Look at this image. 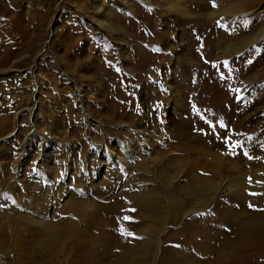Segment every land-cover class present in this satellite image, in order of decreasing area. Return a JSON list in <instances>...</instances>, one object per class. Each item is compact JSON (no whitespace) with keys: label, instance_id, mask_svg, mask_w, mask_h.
<instances>
[{"label":"rangeland","instance_id":"1","mask_svg":"<svg viewBox=\"0 0 264 264\" xmlns=\"http://www.w3.org/2000/svg\"><path fill=\"white\" fill-rule=\"evenodd\" d=\"M210 1L216 4L213 10L218 8V0H188L189 19ZM123 3L0 0V200L6 201L0 203V231L12 250L7 261L140 264L144 249L153 250L158 241V264H264V195L256 197V209L236 203L220 186L206 201L199 202L197 196L206 179L226 185L238 180L235 171L218 172L219 164L206 155L224 154L209 137L214 130L234 133L241 119L255 111L252 122L240 128L246 133L264 130V38L229 57L222 53L218 58L211 45L230 38L222 45L230 50L234 39L263 27L264 0L246 1L241 14L216 26L181 21L193 49L206 54L188 53L175 62L187 77L175 88L179 117L165 87L171 80V53L183 50L178 28L157 0ZM108 7L118 35L97 24ZM168 22L171 39L165 46ZM152 71L160 86L147 93ZM117 140L148 145L146 167L157 169L154 161L160 159L164 164L156 175L161 181L154 183L151 176L154 181L144 183L141 170L135 169L121 171L128 183L122 185L117 168L103 166L101 150H115ZM22 158L28 162L18 170ZM241 159L243 176L257 174V183L264 182V156L249 163ZM176 174L178 180L166 187V177ZM88 176L96 192L80 225L72 211L87 197ZM143 188L157 190L166 204V212L159 215L165 229L155 225L156 235L144 231L155 221L146 220L131 199ZM9 192L13 197L5 198ZM20 201L49 213L43 219L46 230L14 214V202ZM205 205L202 212L194 210ZM105 207L116 218L106 227L99 222V217L107 218ZM75 221L77 230H70ZM190 225L193 236H180ZM51 228L64 233L63 248L49 240ZM252 235L261 244L257 249L248 247Z\"/></svg>","mask_w":264,"mask_h":264},{"label":"bare ground","instance_id":"2","mask_svg":"<svg viewBox=\"0 0 264 264\" xmlns=\"http://www.w3.org/2000/svg\"><path fill=\"white\" fill-rule=\"evenodd\" d=\"M147 1L149 3H152V0H147ZM246 1H248V0H218V2H219L217 5L218 8H216L215 10H213V3H211V1H210V2H208L207 6L205 4L200 5L201 6L200 8H202L203 12H199L198 14H196V16L193 19H189L192 16V14H191V12H189L188 9H186L188 0H157L156 4L158 5V7L161 10H163L164 12H166V14L168 16L172 17L173 21L171 22L172 23L171 25L173 26V24H175V27H173V28L176 29V26H177V28H178L177 36L179 38L178 42L183 48V50H176V48H175L173 50V53H171L172 55L170 56V61L168 62V64H169L168 68L170 69L171 80L170 81L168 80V82H166V86L164 85L166 87V90L168 88V92H169L168 100L170 101L171 105L173 106L172 107L173 111L176 113L177 117L180 116L181 107L179 108V106L177 104L178 100H177V97L175 94V91L177 89L175 90V88H178V86L181 83H185L187 80V77L183 73L181 74L179 72L178 68L176 67L177 64L175 65V62L179 59L182 60L183 59L182 56H188V53L189 54H196L198 56H203L204 54H206L205 51L200 50V48L196 49V50L193 49L194 46L191 45V40L187 36V31L185 30V26H184V24L181 25V23L184 22L183 20L188 19L189 21H192L195 24L194 26H196V25L204 26L206 24H210L213 26L218 21H221V20L223 21V20L227 19V17L237 16L238 14H241L245 10V2ZM117 2L120 5L124 2V0H117ZM123 4H125V3H123ZM97 10L101 11L99 9V7ZM199 10H201V9H199ZM112 16H114V13L112 12V9H110L108 7L104 13V16L102 17V20H97V24L102 26V28L104 27V29H106L108 31H112L115 35H118L120 32H119V29L116 28L114 23L112 22ZM181 21H183V22H181ZM169 26H170V22L166 23L165 29H167L168 31L165 33L166 34L165 35L166 37L164 40L165 46H167L168 44L170 45V39L171 38L169 37V31L171 28ZM182 26H184V27H182ZM263 38H264V26L259 28L256 31H254V33H252L251 35H249L245 39H241V40L238 38L234 39L235 42L233 43V47L230 50H228V49L223 50L224 48L222 46L224 41L225 42L227 41L229 43V41L232 40L230 38L225 37L223 39V41L221 39L219 41L216 40L217 42L215 44H211V45H215L214 49H215L216 53H219L216 55L218 58H220V55H222V53H223L222 57H229V56H234V55H240L243 51L248 49L252 44L262 40ZM190 45H191V47H190ZM227 48H229V47H227ZM127 58H128V56H127ZM192 67H189V68H192ZM156 74H157L156 71L151 72V78H152L151 83L152 84H151V86L146 88L145 92L147 91V93H150L152 88H154V87L158 88V86H160V84H158L156 82V76H157ZM175 81H178V82L175 83ZM254 115H257L256 111L250 113L245 119H241V122L237 126V130L234 133H231V134L229 133V135H228L225 131L223 132L220 128H218V129L214 130L211 133V135L209 136L212 139H215L214 145L217 144V145H220L219 146L220 148L221 147L224 148V151H223L224 154L222 153L223 155L219 158L217 155H213L214 153L213 154H209L208 152L206 153V155L211 157V159H212L211 162H216L219 164L220 169L218 167V169H219L218 172H220L221 169H223L225 174L226 173L230 174L231 172L235 171V172H237V174L239 176H238V180L236 183H232L230 181L231 183L229 182V183H227V185H226V183L223 184V181H221L219 183V182H215L212 180L209 181L208 179H206L203 182L202 189L197 194L199 202L204 201V200L205 201L208 200L213 193L221 190V189H219V186H220V187L226 189V193L231 195L233 200L236 201V203L237 202H239V204L240 203L241 204H244V203L248 204L249 203L248 205L250 207L252 206L253 209H256L259 206V204L256 202V197H258L260 195L261 196L264 195V182H258L257 183V181H256V180H258L257 174L251 175L248 178L245 175L243 176L241 171L244 170L243 169L244 166H242L241 165L242 163L240 162V160H242L241 159L242 157L247 158L246 159L247 163H249L248 161H251V160L254 161L257 158L264 156V152H262V151H264V130L257 132V133H255L256 131L255 132L254 131H248L246 133V130L242 129V127L240 128L241 125L245 126V123H247V126H248V123L252 122V117ZM139 133H141V132H139ZM145 137H147V136H145ZM218 137L222 138L221 143H219L220 139H218ZM148 140H149V138H148ZM115 145H117V147H115L116 149L113 151L110 150L106 146H102L101 150H102V157L104 160L103 163H105L103 166H106L109 164V166L117 168V170L119 171L118 175H119V178L121 180L120 182H122V185H124V183L126 181V178H125L126 174H123L121 171H126L127 173L129 172V174H130L135 169L141 170L142 180L144 183H146V182L150 183V181L153 182L154 180L151 178V176H154L156 178L154 183L156 181H161L158 178V176L156 175L157 174L156 172L159 171V167H161L164 164V163H162V161H160V159H156L154 161L155 164L153 167L157 168V169L154 170L152 168V170H150V168L146 167V165H147L146 164V160H147L146 156L150 154V152H149L150 147L148 145L145 148H143L139 144L132 143L130 146L128 140L123 141V142L121 140L120 141L117 140L115 142ZM232 145H238V146L233 148ZM22 160H24V159L23 158L20 159L21 163H18V164L16 163L18 170H20V168L28 162L26 160L25 161H22ZM173 162H175L174 159H173ZM247 166L248 165H246V167ZM178 178H179V174L166 177V181L164 183L165 186L170 187V185L172 183L176 182L178 180ZM230 180H232V179H230ZM86 181H87V189L83 195H86L87 197L85 198L84 202L78 203L77 206L74 205L76 208L72 211L73 216H74V214L77 215V217H78L77 221L79 222L80 225H81V222L84 223V220H86L87 214L92 210L89 207L88 203H90L94 200L93 194L96 192L94 190L95 181L93 180V178L91 176H88ZM215 183L218 186H216ZM40 184H41V181H40ZM127 185H128V183L126 184V186ZM46 189L47 190L49 189V184H48V187H46ZM70 194H71V192H70ZM70 194H68V195H70ZM7 195L5 196V198L13 197L12 196L13 192H9V193H7ZM63 195H64V193L62 195H60V197H59L60 200H61V198H65ZM159 196L160 195H159V192L157 190L149 191V190H146V188H143V189H141V191L138 195L131 198L134 204H136L137 206L139 205V207H141L142 213H144L146 216L145 217L146 220L155 221L153 226H150V227L144 229L145 232H147L151 235H156V226H158V229L159 228H163L162 230L165 229V219H163V217H161L159 215H160V213L166 212L165 211V209H166L165 205L166 204L163 202V199L161 202V198ZM0 201H1L0 203L3 202L2 204L5 205V202H6L5 199L0 200ZM20 203L21 204H19L18 202L17 203L14 202V206H15V208H14L15 213L14 214L16 216L20 217L21 220L24 219L27 222H29L30 224L46 230L47 225L45 224L43 219L50 216L49 213L48 212H41V209L39 207H36L37 205H31L30 206V203H26L25 201H20ZM104 209H105L104 213L107 216V218L102 219L101 217H99V222L101 223L102 226L106 227V226H110L112 221L115 220L116 218L113 217L114 213L109 211V209H107V207H105ZM205 209H206V205L203 206L202 208L199 207V208H196L194 210L202 212ZM189 213H191V212H188L187 214H189ZM201 219H202V217H201ZM72 224H73L72 227L69 229L73 230V228H76V230H77V228H78L77 222L75 221ZM86 225H87V222L85 221V226ZM193 225H196V224L193 223L192 227H193ZM83 226H84V224H83ZM192 227H191V225H190V227H185L182 235H180V236H182V237L193 236V234L191 232ZM192 229H194V228H192ZM204 233H205L204 235L207 234L206 230L204 231ZM47 234H48V238L51 242L59 244L60 247L63 248V246L65 245L64 233L62 231H60V229L51 228L50 232H47ZM65 234L67 235L66 232H65ZM260 234L262 235V233H260ZM258 235H259V233H257V236ZM174 237H176V236H174ZM247 242H248L249 248L257 249L259 247V245H261L260 242H258V240L256 238H253V235L248 238ZM146 246L150 247L149 244H146ZM245 247L247 248L246 252L248 253L249 248L247 246H245ZM160 250H161V248L159 246L158 241L156 243V248H154L153 250L151 248L144 249L142 256H141L142 262L140 264H158L160 260H158L157 257H158V253ZM10 253H12V250H11L10 246L8 245V240L4 235H1V231H0V264H10L7 261V259L10 258L9 257ZM156 261H157V263H155Z\"/></svg>","mask_w":264,"mask_h":264},{"label":"snow or ice","instance_id":"3","mask_svg":"<svg viewBox=\"0 0 264 264\" xmlns=\"http://www.w3.org/2000/svg\"><path fill=\"white\" fill-rule=\"evenodd\" d=\"M213 6L215 7V3H213ZM238 145H232L233 148L237 147ZM125 219H128L127 217H125ZM122 234H127V235H131V233H125L124 230H121Z\"/></svg>","mask_w":264,"mask_h":264}]
</instances>
